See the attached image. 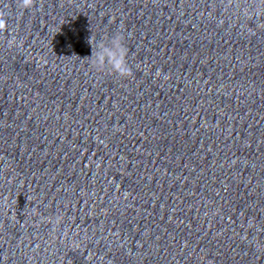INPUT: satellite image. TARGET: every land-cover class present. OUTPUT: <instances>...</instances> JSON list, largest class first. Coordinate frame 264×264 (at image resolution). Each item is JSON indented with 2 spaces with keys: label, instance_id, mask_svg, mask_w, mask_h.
Instances as JSON below:
<instances>
[{
  "label": "clouds",
  "instance_id": "1",
  "mask_svg": "<svg viewBox=\"0 0 264 264\" xmlns=\"http://www.w3.org/2000/svg\"><path fill=\"white\" fill-rule=\"evenodd\" d=\"M36 0H18V6L23 10H31L35 6ZM7 30L6 20L0 12V34ZM88 43L92 49L90 57V66L98 73L110 72L122 79L133 76L132 67L128 61L129 49L125 43V36L122 31H116L111 36H105L100 40L90 37ZM21 41L16 37L8 40V46L20 47ZM63 222L62 216H56L53 219L54 225L58 226Z\"/></svg>",
  "mask_w": 264,
  "mask_h": 264
}]
</instances>
